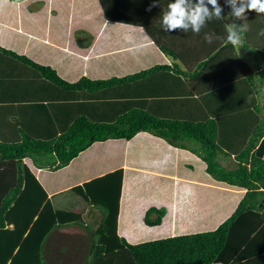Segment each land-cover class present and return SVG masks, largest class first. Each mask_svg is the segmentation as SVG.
Returning <instances> with one entry per match:
<instances>
[{
	"label": "crops",
	"instance_id": "crops-1",
	"mask_svg": "<svg viewBox=\"0 0 264 264\" xmlns=\"http://www.w3.org/2000/svg\"><path fill=\"white\" fill-rule=\"evenodd\" d=\"M171 2L173 0H158L151 11L148 9L154 0H125L122 3L133 21L142 14L146 19L142 25L149 26V30L133 21L134 24L106 19L99 0H2L0 46L51 65L68 81L83 76L94 80L129 77L156 65L167 64L169 69H157L135 79L116 81L97 91H82V95H78L81 96L77 102L79 108L101 121H114L120 113L136 107L145 108L160 118H213L222 115L224 117L219 119L224 134L219 140H243L244 135L239 130L229 131L233 124L241 125L242 122L232 123L224 111L229 110V105L249 104L246 99L250 94L244 82H237L232 89L213 90L209 83L214 77H198L194 71L200 61L215 55L221 46H229L215 58L217 63L226 65L223 68L225 73L230 68L241 71L238 65L236 68V53L258 71L264 58L261 51L253 47H264V36L260 35L264 31V15L254 11L247 13L248 35L244 34L243 47L234 48L226 40L225 24L232 23L234 18L229 17L231 9L225 0H219L225 19L208 22L198 35L191 31L168 33L163 30L162 16ZM112 5L115 10L121 6L118 0H113ZM206 33L214 34L212 43L204 40ZM151 35L178 56L173 52L160 51L154 46ZM177 65L181 71L174 69ZM31 77L34 80L27 83ZM13 79L6 81L13 94L42 90L52 96L54 92L53 86L46 84L45 89L40 90L39 85L41 87L44 83L37 72L28 67L14 73ZM257 80L260 85V80ZM260 94H257L256 105H264V92ZM59 97L62 99L64 95L61 93ZM60 105H65V108L53 109L58 111V120L65 121L68 103L62 99ZM14 110L15 116L21 114L26 123L27 119L31 122L32 109L18 105ZM185 143L188 149L145 132L129 140L109 139L94 144L68 167L44 174V187L53 206L80 213L82 221L89 226L71 224L55 229L46 243L47 262L83 264L86 261L92 239L90 232L99 228L103 212L74 187L83 186L116 169L121 168L123 173L118 230L120 236L130 242L209 229L216 220L220 222L229 216L235 196L228 193L230 188L217 185L212 180L202 158L189 149H197L196 144ZM219 158L227 168L236 167L234 155L220 153ZM39 171L40 168L36 171L37 177ZM58 185L59 190H53ZM221 187L224 190L218 189ZM150 207L166 208L161 224L151 226L145 222V214Z\"/></svg>",
	"mask_w": 264,
	"mask_h": 264
},
{
	"label": "trees",
	"instance_id": "trees-1",
	"mask_svg": "<svg viewBox=\"0 0 264 264\" xmlns=\"http://www.w3.org/2000/svg\"><path fill=\"white\" fill-rule=\"evenodd\" d=\"M99 1L106 19L133 21L130 13L124 11L125 4L115 10L113 0ZM138 17L133 22L146 27V24L142 25L146 19L142 14ZM151 36L160 51L173 52ZM228 48L221 46L215 55L200 61L194 72L198 77H214L209 83L213 90L232 89L237 82H244L250 94L246 101L250 105H229V110L224 111L232 123L242 122L241 125L233 124L229 131L239 130L244 135L243 140L230 142L219 140L224 134L220 125L222 115L160 118L145 108L136 107L120 113L114 121H101L79 108L77 102L81 96L78 95H82V91H97L116 81L135 79L157 69H169L167 64L156 65L129 77L94 80L83 76L68 81L51 65L0 46V264H49L46 243L55 229L71 224L89 228L80 213L53 206L44 187V174L68 167L96 143L109 139L129 140L144 132L181 148L188 149L186 141L194 142L198 148L189 149L202 158L212 180L230 188L228 193L235 196L232 212L224 220H216L209 229L133 243L120 236L118 230L122 169L107 172L83 186L74 187L103 212L99 228L90 232L91 245L83 264H264V105H256L257 94L264 92V61L255 71L236 53L237 63H234L241 71L230 68L225 73L223 68L226 65L218 64L215 58ZM253 48L260 50L264 58V47ZM172 54L178 56L175 51ZM27 67L37 72L44 83L41 87L39 85L40 90L45 84L53 86L52 96L42 90L13 94L6 81H13L14 73ZM175 67L176 71H181L178 65ZM208 69L209 73H206ZM33 80L31 77L26 81ZM61 93L69 109L65 121H59L57 110L53 109L65 108L60 105ZM18 105L32 109L34 115L30 123L29 119L26 123L21 114L15 116L14 107ZM220 153L234 155L236 167L227 168L219 158ZM38 168L41 171L37 177ZM59 186L53 190H59ZM223 187L218 189L224 190ZM166 212L164 207H150L145 222L151 226L161 224Z\"/></svg>",
	"mask_w": 264,
	"mask_h": 264
},
{
	"label": "clouds",
	"instance_id": "clouds-1",
	"mask_svg": "<svg viewBox=\"0 0 264 264\" xmlns=\"http://www.w3.org/2000/svg\"><path fill=\"white\" fill-rule=\"evenodd\" d=\"M156 3L158 0H154L148 11H151V7L156 6ZM225 3L231 9L229 17L234 18L232 23L225 24L227 43L234 48L243 47L244 34L249 30L247 13L254 11L258 15H264V0H225ZM223 11L219 0H173L163 13L161 24L163 30L168 33L191 31L198 35L208 22L224 20ZM236 20L243 23L237 24ZM260 35L264 36V31H261ZM213 39L214 34L204 35L207 43H212Z\"/></svg>",
	"mask_w": 264,
	"mask_h": 264
},
{
	"label": "rangeland",
	"instance_id": "rangeland-1",
	"mask_svg": "<svg viewBox=\"0 0 264 264\" xmlns=\"http://www.w3.org/2000/svg\"><path fill=\"white\" fill-rule=\"evenodd\" d=\"M124 1H125V0H118V3H119V4H122V3H124ZM254 68H255V65H254ZM187 143H188V142H187ZM190 143H191V142H190Z\"/></svg>",
	"mask_w": 264,
	"mask_h": 264
}]
</instances>
